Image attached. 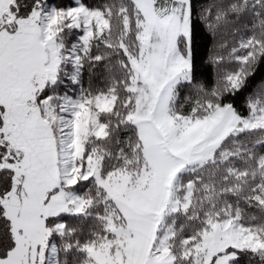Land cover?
<instances>
[{"label":"snow or ice","instance_id":"6c2138e0","mask_svg":"<svg viewBox=\"0 0 264 264\" xmlns=\"http://www.w3.org/2000/svg\"><path fill=\"white\" fill-rule=\"evenodd\" d=\"M260 63L264 0H0V264H264Z\"/></svg>","mask_w":264,"mask_h":264},{"label":"trees","instance_id":"16d2710c","mask_svg":"<svg viewBox=\"0 0 264 264\" xmlns=\"http://www.w3.org/2000/svg\"><path fill=\"white\" fill-rule=\"evenodd\" d=\"M53 4L67 5L72 2V0H51ZM210 41L205 40L203 36H197L196 38V49L198 54L196 74L201 81L210 82L214 78V71L211 66L203 63V59L206 56V46ZM264 81V63L257 65L254 75L250 77L249 84L250 87H255L260 82Z\"/></svg>","mask_w":264,"mask_h":264}]
</instances>
